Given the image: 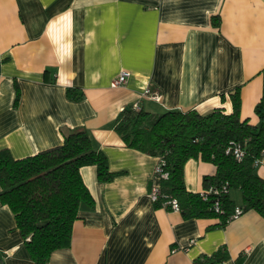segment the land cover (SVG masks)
Listing matches in <instances>:
<instances>
[{"label":"crops","instance_id":"obj_1","mask_svg":"<svg viewBox=\"0 0 264 264\" xmlns=\"http://www.w3.org/2000/svg\"><path fill=\"white\" fill-rule=\"evenodd\" d=\"M123 70L130 75L112 86ZM262 70L264 0H0V149L21 158L85 128L116 173L100 182L94 165L80 168L94 205L79 207L70 245L45 264H197L221 247L227 258L213 264H264V216L246 210L221 227L214 218L156 208L150 192L159 184V157L127 147L114 130L133 103L153 114L229 112L236 86L240 117L255 125ZM215 169L188 159L187 190L202 191L203 176ZM256 172L264 177V164ZM230 196L242 206L241 192ZM0 264H34L1 201Z\"/></svg>","mask_w":264,"mask_h":264},{"label":"trees","instance_id":"obj_2","mask_svg":"<svg viewBox=\"0 0 264 264\" xmlns=\"http://www.w3.org/2000/svg\"><path fill=\"white\" fill-rule=\"evenodd\" d=\"M15 88L16 105L20 94L17 83ZM73 91L68 88L67 94L79 98ZM228 96L229 112L216 107L205 114L195 109L153 114L130 104L118 114L114 130L125 145L163 162L167 177L159 179L158 198L153 202L156 208L171 210L164 203L175 199L184 218H214L218 220L214 226L224 227L237 206L230 190L238 189L243 211L252 209L264 216V177L256 172L257 166L264 164V88L254 106L255 125L240 117V86ZM236 147L242 152L240 158L234 153ZM190 158L215 165V173L204 175L202 184L203 190L212 187L218 193L204 198L201 192L187 190L184 165ZM86 165L95 166L100 182L116 175L110 171L106 155L93 147L85 128L67 130L60 145L21 158L0 149V201L13 212L34 264H45L54 250L68 247L79 207H93V197L80 174ZM223 186L227 192L222 191ZM226 258V248L221 247L196 263L213 264Z\"/></svg>","mask_w":264,"mask_h":264},{"label":"built area","instance_id":"obj_3","mask_svg":"<svg viewBox=\"0 0 264 264\" xmlns=\"http://www.w3.org/2000/svg\"><path fill=\"white\" fill-rule=\"evenodd\" d=\"M130 75L129 71H126V70H123L121 71L118 75H116L111 84L112 86H120L122 85L126 78ZM144 95H148L149 97L155 99V100H158L159 99V94H157L156 92L154 93H151L150 90L148 88H146L143 92ZM132 107L134 109H138L139 108V104L138 103H133L132 104ZM234 153L235 155L240 158V156L242 155V152L241 150L236 147L234 148ZM162 165H163V162L162 160H158L155 168H154V175L157 177V178H166L167 177V173L163 171L162 169ZM218 189L217 188H212L210 187L208 190H202L200 191L201 192V195H203L204 198H206V195L208 193H211V192H214V193H218ZM222 191L223 192H227L228 191V188L226 186H223L222 188ZM158 184L157 185H154L151 189V192H150V197H151V200L154 202L155 200H157L158 198ZM165 205H168L170 206L171 210H175V211H178L179 210V205L177 203V201L175 199H168L165 203ZM216 210H217V206H216ZM243 212V209L239 206H236L234 208V212L232 214V217H237L238 215H240L241 213Z\"/></svg>","mask_w":264,"mask_h":264},{"label":"rangeland","instance_id":"obj_4","mask_svg":"<svg viewBox=\"0 0 264 264\" xmlns=\"http://www.w3.org/2000/svg\"><path fill=\"white\" fill-rule=\"evenodd\" d=\"M233 190V195L236 197V198H240V190L238 189H231V191ZM242 201V198L238 200V202H241Z\"/></svg>","mask_w":264,"mask_h":264}]
</instances>
